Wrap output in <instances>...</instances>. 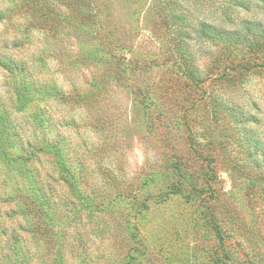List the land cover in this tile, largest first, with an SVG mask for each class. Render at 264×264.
<instances>
[{"label":"rangeland","instance_id":"1","mask_svg":"<svg viewBox=\"0 0 264 264\" xmlns=\"http://www.w3.org/2000/svg\"><path fill=\"white\" fill-rule=\"evenodd\" d=\"M88 3L0 0V264H264V0Z\"/></svg>","mask_w":264,"mask_h":264},{"label":"trees","instance_id":"2","mask_svg":"<svg viewBox=\"0 0 264 264\" xmlns=\"http://www.w3.org/2000/svg\"><path fill=\"white\" fill-rule=\"evenodd\" d=\"M89 0H85V4L88 3ZM82 2L84 3V0H82ZM169 1H166L165 2V8L169 7L168 4ZM87 6H90V4L88 3ZM99 10H101L100 6H98ZM162 7H164V4H162ZM5 16V13L4 12H1L0 11V20L3 19V17ZM102 38H105V40L107 39L105 36H102ZM19 88H17L16 91H18ZM194 153H198L197 152V149H194ZM200 156V154H198ZM179 157V156H178ZM187 164H182L181 163V159L179 158H176L173 162H171L167 168H171V171H172V174H173V177H174V182L172 184L175 185L174 186V192H179L181 190V188L185 187V184H189L190 182H192V179L193 178L191 176V174H188L187 173ZM188 178L190 179L189 183H187V180ZM190 187L192 188V190L194 191L193 193H196L198 190H197V187L196 185L194 184H189ZM191 195H194V194H191ZM208 226L210 227V229L213 231L214 235L217 237V239L221 242L222 238H221V230H222V227L220 228V222L217 221L216 219H214L213 216L210 217V219H208Z\"/></svg>","mask_w":264,"mask_h":264}]
</instances>
